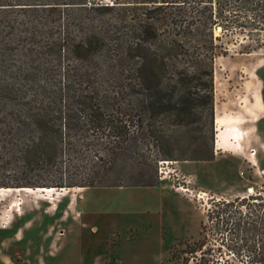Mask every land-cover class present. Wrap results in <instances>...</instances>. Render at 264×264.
I'll return each mask as SVG.
<instances>
[{"label":"trees","instance_id":"1","mask_svg":"<svg viewBox=\"0 0 264 264\" xmlns=\"http://www.w3.org/2000/svg\"><path fill=\"white\" fill-rule=\"evenodd\" d=\"M149 2L112 23L103 17L116 8L103 2L0 0V145L44 164L68 158L57 162L62 175L27 185L155 186L161 160L214 158L208 144L184 153L174 132L204 113L213 121L215 62L226 54L216 28L242 35L241 52L264 47V0ZM117 158H142L138 176H114ZM215 197L200 237L178 238L170 262L215 264L210 222L241 228L264 217L253 196Z\"/></svg>","mask_w":264,"mask_h":264},{"label":"rangeland","instance_id":"2","mask_svg":"<svg viewBox=\"0 0 264 264\" xmlns=\"http://www.w3.org/2000/svg\"><path fill=\"white\" fill-rule=\"evenodd\" d=\"M92 1L115 6L103 17L112 23L125 12L152 8L150 0H131L134 3L128 10L118 2L123 0ZM215 33L222 35L226 54L215 62L213 121L204 113L199 125L174 132L182 141L184 153L201 154L202 145L208 144L214 153L213 161L161 160L155 186H95L80 191L70 187L54 204L25 192L8 196L0 201V264H174L169 261L171 246L178 238L200 237L202 222L207 220L215 196L232 199L237 197L234 192L244 189L242 196H253L250 202L257 208L262 204V214L264 110L255 111L253 101L258 95L264 103V47L241 52V44L247 43L242 35L224 34L221 27ZM217 106L226 114H241L245 121L241 128L246 139L240 153L216 148ZM26 157L31 156L0 145V188L24 184L21 187L37 189L40 186L27 183L54 180L62 175L58 160L68 161L53 158L50 164H44L41 158ZM252 158H256L257 165ZM155 159L149 160L155 164ZM141 160L117 158L119 171L114 176L139 174ZM71 162L72 172L77 173L73 166L77 158H71ZM188 166L198 182L190 176ZM23 199L22 211L16 212L21 210L18 202ZM206 232L207 248H211L215 264H264V217L250 219L241 228L217 227L210 222Z\"/></svg>","mask_w":264,"mask_h":264},{"label":"bare ground","instance_id":"3","mask_svg":"<svg viewBox=\"0 0 264 264\" xmlns=\"http://www.w3.org/2000/svg\"><path fill=\"white\" fill-rule=\"evenodd\" d=\"M253 106L255 111L262 112L264 110V103L261 98L257 95L253 101ZM255 116V114H254ZM257 118V116L255 117ZM243 117L241 114H226L221 110V107L217 106L216 109V148L221 149L223 151H229L233 153H240L243 149V142L246 139L245 132L241 128V125L244 124ZM254 165H257L256 158H252ZM77 190H83L84 187H76ZM70 188L62 187L57 189L56 187H37V189H33L30 187H2L0 188V201L6 198H10L8 196L12 195H22L23 192L27 194V196H34L35 198H44L52 202L53 204L60 200L62 196L66 195L69 192ZM251 191L253 189H250ZM22 199V198H21ZM8 200V199H7ZM25 199L18 202L21 210H17L16 212L22 211V204ZM18 207V208H20Z\"/></svg>","mask_w":264,"mask_h":264},{"label":"crops","instance_id":"4","mask_svg":"<svg viewBox=\"0 0 264 264\" xmlns=\"http://www.w3.org/2000/svg\"><path fill=\"white\" fill-rule=\"evenodd\" d=\"M230 160H232V159H230ZM213 161V160H212ZM189 168V174H190V176H192L196 181H197V178H196V174L191 170V167L190 166H188ZM234 170V169H233ZM234 172L236 173V174H238V172L236 171V170H234ZM198 182V181H197ZM199 185H201L202 186V188H204V189H208V188H205L202 184H199ZM244 192H245V190L244 189H239V190H237L236 192H234L233 193V195H235V196H242L243 194H244ZM217 197V196H216ZM223 197V196H222ZM225 198V197H224Z\"/></svg>","mask_w":264,"mask_h":264},{"label":"water","instance_id":"5","mask_svg":"<svg viewBox=\"0 0 264 264\" xmlns=\"http://www.w3.org/2000/svg\"><path fill=\"white\" fill-rule=\"evenodd\" d=\"M215 141H216V139H215Z\"/></svg>","mask_w":264,"mask_h":264}]
</instances>
